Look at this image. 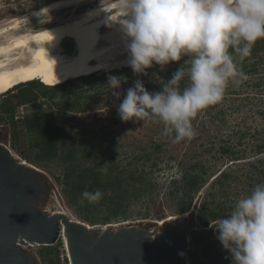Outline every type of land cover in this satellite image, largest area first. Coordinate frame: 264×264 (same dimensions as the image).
<instances>
[{
	"label": "rangeland",
	"instance_id": "rangeland-1",
	"mask_svg": "<svg viewBox=\"0 0 264 264\" xmlns=\"http://www.w3.org/2000/svg\"><path fill=\"white\" fill-rule=\"evenodd\" d=\"M50 1L52 0H0V22L13 15H23L30 9L39 7L41 2ZM115 1L119 2V0H87L85 5L76 8V11L81 13ZM71 9H63L44 18L52 19L59 16L65 18L73 12L74 9ZM256 45H253L251 55L243 61L239 60L237 54H233L248 79L240 85L230 83L219 104L210 106L193 119L192 124L196 135L190 141L173 143L172 136L164 134L163 125L160 123L143 124L142 121L135 123L121 121L117 109L127 89L132 87L137 79L143 82L149 92L158 91L146 85L151 79L154 64L146 69L147 75H136L127 65L128 58L119 56L116 59V65L93 73L101 79H96L95 76V79L87 82L77 81L58 92L52 100L40 98L27 105H18L14 111L16 127L13 129L9 124L0 123L4 129L0 142L9 148L15 157L35 166L46 175L52 186L44 205L48 213L63 208L70 216L80 220L68 208L55 180V177L62 176L65 170L71 168L73 162L70 164L61 161L36 163L29 162L28 159L24 160L30 152V146L20 123L21 116L37 110L46 113L52 111L57 116L55 102L79 97L83 104L80 106L82 112L65 113L58 118L69 131V138L62 144L63 148L68 146L74 148L75 145H79L80 149L85 151V158L93 142L100 144L102 148L114 144V149L101 159L103 166L107 164L106 168L110 166L115 172H121L124 177L131 172L134 176L143 177L141 183L135 185V189L143 188V196L138 200L132 199L125 209V214L111 218L107 225L126 223L148 230L156 229L158 222L177 214L176 203L180 199V191L171 194L174 189L171 187L170 180L172 178L180 180L185 170L195 167L196 173L204 170L205 182L193 198L189 211L193 209L194 212L189 214L187 219L190 221L192 219L194 227H203L198 220V211L207 194H213L212 198L207 197V201H212L211 206H217L218 210L230 214L238 198L249 194L255 185L264 183V177L259 174V170H264V149L260 154L256 152L257 146L264 143V50L254 52ZM186 59L185 57L177 61V66L179 68L182 66L185 73L188 67ZM173 63L175 62L170 64ZM253 66L256 72H249ZM124 68L129 69L123 75L115 72ZM112 75L121 79L119 98L112 95L111 88L107 84L109 76ZM155 78L157 81L166 80L161 76H155ZM20 84L11 88L8 93L0 95V117L5 100L12 104L17 103L18 99L15 95L22 87ZM14 135L17 136L15 142ZM223 148L234 153L235 158L231 159V154H223ZM94 151L96 150L90 151L91 156L88 157V162L94 159ZM80 156L81 153L78 150L77 159L82 162L84 159H80ZM221 172L227 174V179L222 180L221 183H215V178ZM93 214L102 217L107 214V211L100 207ZM96 225L104 226L105 224ZM215 236H217L216 232ZM54 246L58 249L59 264H69L63 242L60 244L57 242ZM40 248V246H32L29 249L36 255L39 264H44L38 254Z\"/></svg>",
	"mask_w": 264,
	"mask_h": 264
},
{
	"label": "clouds",
	"instance_id": "clouds-1",
	"mask_svg": "<svg viewBox=\"0 0 264 264\" xmlns=\"http://www.w3.org/2000/svg\"><path fill=\"white\" fill-rule=\"evenodd\" d=\"M118 10L127 65L134 74L147 75L153 64L163 71L185 57L188 65L187 73L178 68L159 92H149L137 79L119 104V118L160 123L173 143L190 141L196 135L193 119L219 104L230 83L240 85L248 79L233 54L243 61L255 42L264 39V0H119ZM43 11L48 13L47 8L38 13ZM186 75L187 85L181 90ZM107 84L119 98L121 79L109 76ZM105 165L99 169L103 173ZM103 196L99 189L85 190L81 203L96 204ZM213 225L231 264H264V183L238 198L230 214Z\"/></svg>",
	"mask_w": 264,
	"mask_h": 264
},
{
	"label": "water",
	"instance_id": "water-1",
	"mask_svg": "<svg viewBox=\"0 0 264 264\" xmlns=\"http://www.w3.org/2000/svg\"><path fill=\"white\" fill-rule=\"evenodd\" d=\"M3 131L0 126V138ZM51 189L40 169L0 142V264H39L30 246H54L59 239L66 242L69 264H231L215 238V223L196 228L186 219L153 230L90 225L68 213H48Z\"/></svg>",
	"mask_w": 264,
	"mask_h": 264
},
{
	"label": "trees",
	"instance_id": "trees-1",
	"mask_svg": "<svg viewBox=\"0 0 264 264\" xmlns=\"http://www.w3.org/2000/svg\"><path fill=\"white\" fill-rule=\"evenodd\" d=\"M255 44L257 45L254 48V52L264 50V39L256 41ZM129 68H124L115 72L123 75ZM178 68L177 62L167 65L163 71L160 70L159 65L154 64V68L151 70V79H149L146 85L149 88L156 89L158 92L161 91V86L171 79L173 73ZM249 72H256L255 67L253 66ZM95 76L96 74L77 77L76 79L68 80L56 86H52L51 83L45 84V81H43V83L29 81L20 84L22 87L18 89L15 95V98L18 99L17 103L12 104L7 100L4 101L0 123L9 124L14 129L17 123L14 111L18 105H27L40 98L52 100L58 92L65 89L67 86L77 81L87 82L88 80H93ZM155 76H161V78H165L166 80L157 81ZM97 78L101 79V77L96 76V79ZM48 84L50 85L48 86ZM186 85L187 78L182 80L179 86L182 90ZM80 100L81 98L76 97L72 99H61L55 102V112L58 111L57 116H55L52 111L46 113L39 110L21 116L20 123L22 125V131L27 135L30 146V152L24 160L28 159L29 162L36 163L61 161L62 163L70 164L73 162L71 164L72 167L65 170L62 176L55 177L60 187V193L65 199L68 208H70L82 222L90 225L107 224L111 218H116L118 215L125 214V209L129 206L132 199L138 200L143 196V188L135 189V185L141 183L143 177L140 175L134 176L132 172L124 177L121 172H115L114 168L110 166H107L106 173L99 170L100 167L103 166L101 159L114 149V144H109L106 148H102L100 144L93 142L89 146V152L85 158V151L84 149H80L81 146L79 145H75L74 148L70 146L63 148L62 144L69 138V131L60 123L58 118L65 113L82 112L80 106L83 104ZM15 140H17V136L14 135L13 141L15 142ZM92 149L96 150L93 153L94 159L88 162V157L91 156L90 151ZM263 149L264 143L257 146V154L262 153L261 151ZM78 150L81 153L80 159H84L82 162L77 159ZM222 153L231 154V159L235 158V154L228 149L223 148ZM190 169L191 170H185L182 173L180 180L174 178L170 180L171 187L174 189L171 194L180 191V199L176 203L177 214L189 212L194 196L199 192L205 182L204 170L196 173L194 172L195 167H191ZM259 174L264 177V170H259ZM227 177L226 173L221 172L220 175L215 178V183H221V181L226 180ZM97 189L104 193L99 203L90 204L86 200L81 203V193L83 191L87 190L94 192ZM207 197L212 198L213 194H207L206 199L201 202L198 211V220L203 227H207L212 222L218 221L221 218H226L229 215L225 211L218 210L217 206H211L212 201H207ZM100 207L107 211V214L102 217L93 214V212ZM227 209L229 211V207H227ZM60 242L61 240L58 241L59 244ZM38 254L44 264H59L57 246H41Z\"/></svg>",
	"mask_w": 264,
	"mask_h": 264
},
{
	"label": "bare ground",
	"instance_id": "bare-ground-1",
	"mask_svg": "<svg viewBox=\"0 0 264 264\" xmlns=\"http://www.w3.org/2000/svg\"><path fill=\"white\" fill-rule=\"evenodd\" d=\"M86 1L41 2L39 7L23 15L19 13L0 22V94L21 82L35 79L55 86L106 70L117 64L119 56L128 58L125 38L117 21L120 15L118 2L77 13L76 8L85 5ZM44 8L48 13H38ZM69 8L74 10L65 18H44ZM57 212L67 213L63 208ZM188 215L185 212L168 216L158 222V226L162 227L166 222L181 223ZM63 244L67 252L66 242Z\"/></svg>",
	"mask_w": 264,
	"mask_h": 264
}]
</instances>
